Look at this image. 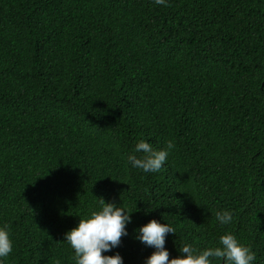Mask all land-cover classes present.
Segmentation results:
<instances>
[{
  "label": "trees",
  "instance_id": "obj_1",
  "mask_svg": "<svg viewBox=\"0 0 264 264\" xmlns=\"http://www.w3.org/2000/svg\"><path fill=\"white\" fill-rule=\"evenodd\" d=\"M142 138L174 143L157 172L127 161ZM99 197L131 211L123 264L152 218L169 258L230 231L264 264V0H0L5 264H74L64 233Z\"/></svg>",
  "mask_w": 264,
  "mask_h": 264
},
{
  "label": "clouds",
  "instance_id": "obj_2",
  "mask_svg": "<svg viewBox=\"0 0 264 264\" xmlns=\"http://www.w3.org/2000/svg\"><path fill=\"white\" fill-rule=\"evenodd\" d=\"M156 5H166L167 0H153ZM174 148L171 139L165 141V147L154 148L147 140H138L133 151L127 155V161L133 168L145 173L159 171L164 165L169 151ZM140 153V155H137ZM98 207L87 215L80 217L78 222L68 229L63 236L73 250L74 264H123L119 252L107 254L115 248L123 235H127L126 225L131 222L129 210L113 202H106L99 197ZM215 218L221 225L232 222L233 215L228 209L217 210ZM175 232L168 223H161L152 218L134 229V239L153 248L144 259V264H212L213 259L219 264H253L255 253L249 246L239 242L230 231H225L218 237V245L194 249L189 243L179 246L177 255L169 258L167 248L164 247L165 235ZM13 242L6 224L0 225V264L11 253ZM57 264H60L57 261Z\"/></svg>",
  "mask_w": 264,
  "mask_h": 264
}]
</instances>
